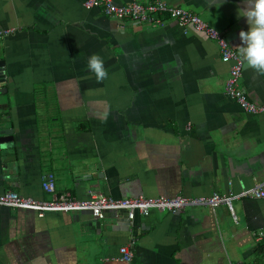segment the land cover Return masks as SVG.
<instances>
[{
	"label": "crops",
	"instance_id": "obj_1",
	"mask_svg": "<svg viewBox=\"0 0 264 264\" xmlns=\"http://www.w3.org/2000/svg\"><path fill=\"white\" fill-rule=\"evenodd\" d=\"M83 1L0 0V30L11 29L0 33V123L12 130L11 146L0 147V193L49 200L40 188L48 172L54 195L77 199L224 195L263 182L264 114L224 94L228 64L217 45L171 19L116 20ZM166 3L197 15L239 54L249 27L243 0ZM92 54L108 72L102 82L87 67ZM238 85L264 101V74L244 59ZM230 204L234 218L225 204H202L130 221L120 211L98 220L0 206V264H123L118 249L129 237L130 264H253L264 196Z\"/></svg>",
	"mask_w": 264,
	"mask_h": 264
},
{
	"label": "built area",
	"instance_id": "obj_2",
	"mask_svg": "<svg viewBox=\"0 0 264 264\" xmlns=\"http://www.w3.org/2000/svg\"><path fill=\"white\" fill-rule=\"evenodd\" d=\"M100 4L101 11L116 20L129 19L139 23H147L151 26H162L166 19L174 20L185 32L188 27L198 31L213 41L218 49L222 62L228 64L227 78L224 83V94L232 99L246 113L252 115L264 114V101H253L246 97L238 85L243 66V57L232 49L226 40L210 25L201 20L194 13L189 12L176 5H169L166 0H130L125 3H114L112 0H84L83 6L87 9ZM11 29L0 30V33L10 32ZM264 180L261 183L242 188L236 193L218 194L212 192L209 195L173 197H128L114 198L100 192H89L85 199L71 197L68 193L54 195V175L46 173L40 178V188L51 195L49 200H37L24 197L14 191L8 190L0 193V206L7 208L29 209L38 217L45 212L79 211L89 213L95 219H102L106 212H123L127 221L133 219L134 215H146L152 209L164 208L169 212H177L187 205H207L211 208L225 204L230 215L234 218L230 201L233 198H260L264 196L262 190ZM264 236V230L259 229L254 234L255 241ZM133 237L120 246L119 260L123 264H130L132 259Z\"/></svg>",
	"mask_w": 264,
	"mask_h": 264
},
{
	"label": "clouds",
	"instance_id": "obj_3",
	"mask_svg": "<svg viewBox=\"0 0 264 264\" xmlns=\"http://www.w3.org/2000/svg\"><path fill=\"white\" fill-rule=\"evenodd\" d=\"M243 3L244 7L238 9V13L246 18L249 27L247 31L239 32L241 45L238 51L249 67L264 74V0H243ZM87 67L95 74L97 82L108 76L104 61L97 54L89 57Z\"/></svg>",
	"mask_w": 264,
	"mask_h": 264
},
{
	"label": "water",
	"instance_id": "obj_4",
	"mask_svg": "<svg viewBox=\"0 0 264 264\" xmlns=\"http://www.w3.org/2000/svg\"><path fill=\"white\" fill-rule=\"evenodd\" d=\"M6 81V73H5V67L3 60H0V83L3 84ZM6 92V87H2L0 89V93ZM11 127H6L5 124L0 123V147L6 148L7 146H11L12 144V137L10 135L11 133ZM90 179V176L84 175V180L88 181ZM127 222V221H126ZM125 222V223H126Z\"/></svg>",
	"mask_w": 264,
	"mask_h": 264
},
{
	"label": "trees",
	"instance_id": "obj_5",
	"mask_svg": "<svg viewBox=\"0 0 264 264\" xmlns=\"http://www.w3.org/2000/svg\"><path fill=\"white\" fill-rule=\"evenodd\" d=\"M253 253L254 261L251 263L264 264V236L260 240L256 241Z\"/></svg>",
	"mask_w": 264,
	"mask_h": 264
},
{
	"label": "flooded vegetation",
	"instance_id": "obj_6",
	"mask_svg": "<svg viewBox=\"0 0 264 264\" xmlns=\"http://www.w3.org/2000/svg\"><path fill=\"white\" fill-rule=\"evenodd\" d=\"M1 84V83H0ZM3 85V84H2ZM2 85H0V89L3 87ZM1 94V93H0Z\"/></svg>",
	"mask_w": 264,
	"mask_h": 264
}]
</instances>
